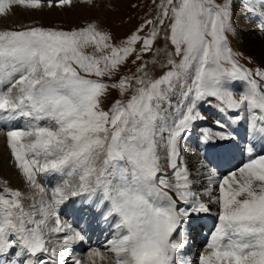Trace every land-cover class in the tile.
I'll return each instance as SVG.
<instances>
[{
    "label": "snow or ice",
    "instance_id": "1",
    "mask_svg": "<svg viewBox=\"0 0 264 264\" xmlns=\"http://www.w3.org/2000/svg\"><path fill=\"white\" fill-rule=\"evenodd\" d=\"M13 5L38 9L41 0H0V16ZM233 8L234 0H160L155 20L120 45L95 23L0 30V132L19 173L41 194L36 200L6 185L0 192V264H81L73 246L88 241L87 227L61 218L76 197L86 226L94 214L115 229L106 252L90 248L86 264H176L187 222L211 213L213 204L218 222L199 264H264V154L250 146L264 142V68L236 59L228 40L236 31ZM161 36L172 48L166 72L153 77L142 62L132 76L114 79ZM88 47L100 54H87ZM112 90L121 99L105 110ZM213 101L223 116L215 121L220 130L199 129L200 143L227 153L244 125L248 159L222 177L208 164L193 176L181 144L206 119L199 105ZM20 119L24 125L13 126ZM38 174L60 183L48 194ZM198 176L207 177L202 191L195 189ZM25 198L33 201L28 208ZM53 234L58 247H50Z\"/></svg>",
    "mask_w": 264,
    "mask_h": 264
},
{
    "label": "rangeland",
    "instance_id": "2",
    "mask_svg": "<svg viewBox=\"0 0 264 264\" xmlns=\"http://www.w3.org/2000/svg\"><path fill=\"white\" fill-rule=\"evenodd\" d=\"M245 1L234 0L233 11L234 26L236 31L235 34H228V40L233 52L239 54L236 56V59L238 60L240 65L248 69H255L257 67L264 68L263 64H261L260 62V59L256 57V54L252 51L251 47L245 43V39L240 37V32L245 27H248L249 29L256 28L257 30H264V4L261 3V0H251L255 4L251 7V10L248 4L245 3ZM217 2L220 3L222 2V0H217ZM159 3L160 0H92V3L89 4L84 2V0H71L70 4L61 5L59 3V0H56L52 1V6H50V0H41V7L38 9L26 8L23 5H13L10 10L13 11L14 16H12L11 19L7 17V21L12 22L9 23L5 21L6 18H3L4 22H0V30H23L24 28L30 27H44L68 31L86 27L89 23H95L99 30L111 34V36L113 37L111 42L113 44L120 45L121 41H123L126 37L132 34L146 20H155V17L158 13L157 5ZM259 7L261 8L260 11ZM253 10H257L258 12H254ZM251 12L254 13V16H252ZM255 16L258 17L256 18ZM258 19L260 20V22L263 23H260ZM151 27L152 25H147L141 35L147 36L151 30ZM141 44L142 41L136 45L137 49L140 48ZM158 48L161 50L159 62L155 65H152L150 62L153 60L154 53ZM171 51L172 48L170 44H166L163 40V37L161 36L154 43L153 50L151 52L142 54V61H137L136 64H133L132 60L135 58V54L129 57L128 61L121 67L120 73L117 74V77H115L114 79H118L120 75L132 76L136 72V69L139 64L142 62L148 63V71L151 76L159 77L163 72H166L168 70V68L164 67L163 65L166 63L167 54ZM85 52L87 54H100L97 53L93 47L86 48ZM175 59L179 61V57H176ZM104 79L105 81H108V77H104ZM237 87H239V85ZM117 99H121L119 93L116 90H112L104 101V109L108 110L111 107L112 103ZM123 99L127 100L128 95H125ZM177 99L178 97H173V101ZM212 103L214 105L207 104L208 106H205L206 103H202L203 105H199V111L206 119L198 121L196 127H194L191 133L187 136L188 138H185L186 141L181 144V156L183 158L184 163L187 165V167L190 166L196 169V171L191 172L193 176H196L197 169L202 171L201 167H203L204 165V162L202 164V160L200 158L203 157V154L206 153V151L205 146H202L200 143L199 129L205 128L203 127V123L205 120H207L208 111L217 109L216 107H214L215 101H213ZM217 112L218 113H211L210 118L218 117L222 119V114L218 110ZM208 127L214 129V124H210V126ZM243 127L244 125H242V127L239 129L237 144L232 142V144L235 145L230 149V151L232 152L228 153V155L231 157H234L236 152L239 151L238 148L244 147V143L241 141V139L244 137L240 133ZM3 139L4 148H0V151L2 153L4 152L2 155V159H0V192H3V188L6 185L11 189H18L23 194L25 193V197H34L36 200H38L40 198H38V196H40L41 194L39 193L38 189L30 187L27 182L23 179L22 175L19 173V170L15 166V162L11 156L10 149L7 147V144L5 142L6 136H3ZM242 156L244 157V154ZM242 156L240 157V159H244ZM235 165V167L232 168L231 171H234L237 167H240L242 163L239 162ZM225 170L226 167L224 166L223 171ZM168 171L170 172L171 170L169 169ZM223 174L227 175L228 170H226ZM42 175L43 174H38V183L45 189L46 193L50 194L51 188L60 183L61 178L58 177V180H55L58 181V183L54 184L51 187L49 186V184L46 185L43 183V181L41 180ZM201 177L204 178L205 176H198L197 179L200 180ZM195 189L197 191H202L203 187L201 183L196 184ZM217 192L218 188L216 190V193ZM75 199L78 200L75 201L73 204L76 208H78L79 199L81 198H72L70 201H73ZM206 199L207 197L205 196V200ZM32 202V199L29 198H25L23 200L25 208H28L29 205L32 204ZM215 206L216 205H213V207ZM62 207L63 211L61 213V217L70 220L71 213L74 212V210L76 209L71 206ZM78 213L82 214L79 211ZM92 215L94 214L89 215L90 221L92 220ZM195 217H197V222H200V224H198L197 226H192L191 229L190 225L188 224H186L185 227L187 230L189 229L191 231L190 233L191 235H193L194 242H197L195 245V250L188 252V255L197 258L198 260L193 259L192 262L199 264V256L204 252L205 246L210 238V234L214 230V227L216 226L218 221L215 213L213 223L211 224V226L206 227L204 221L202 222L200 218V214L196 215ZM76 226L79 227V223L76 224ZM111 235H113V233ZM202 236L203 240L201 239ZM53 237L57 238L55 234H53ZM176 238L179 239L178 236ZM199 240H201L202 243H198ZM50 247H57V244L53 241ZM87 252L84 257L81 258V264H86ZM69 264H71V262H69ZM96 264H108V261H101L98 259L96 261Z\"/></svg>",
    "mask_w": 264,
    "mask_h": 264
},
{
    "label": "bare ground",
    "instance_id": "3",
    "mask_svg": "<svg viewBox=\"0 0 264 264\" xmlns=\"http://www.w3.org/2000/svg\"><path fill=\"white\" fill-rule=\"evenodd\" d=\"M245 3L246 4H248V6L250 7V9H251V7L253 6V5H255L251 0H249V1H245ZM114 6V5H113ZM260 6V5H259ZM260 8V7H259ZM252 10V9H251ZM261 10V8L259 9V11ZM254 11V10H253ZM254 12H258L257 10H255ZM250 13V12H249ZM252 13V12H251ZM12 16H14V13H13V11L12 10H9V12L6 14V15H3V16H0V22L1 23H3L4 22V20H3V18H6L5 19V21H7V17L8 18H10L11 19V17ZM252 16H254V13H252ZM256 18L258 17V16H255ZM255 17H253V18H255ZM244 19V18H243ZM247 19H248V17H247ZM246 20V19H245ZM259 20V19H258ZM7 22H9V21H7ZM12 22V21H11ZM11 22H9V23H11ZM259 22H260V20H259ZM260 23H263V22H260ZM253 25V24H252ZM262 28V27H261ZM240 37H242V38H244L245 39V43L246 44H248L250 47H251V49H252V51L256 54V57H258V59H260V62H261V64H263V66H264V30H257L256 28H253V29H249L248 27H245V28H243L242 30H241V32H240ZM241 38V39H242ZM243 41V40H242ZM247 45V46H248ZM12 124H13V126H15V127H22L23 125H24V121L22 120V119H20V120H17V121H14V122H12ZM242 127V125L237 129V131L239 132V129ZM4 130H6V129H4ZM3 134H2V132H0V148H4L3 147ZM245 136V134H243V137ZM188 138V137H187ZM195 139H198V138H195ZM241 141L244 143L243 145H244V147H245V141H244V138H242L241 139ZM5 142H6V139H5ZM4 142V143H5ZM221 143H224V142H221ZM233 143H236L237 144V140H235V141H233ZM202 146H203V144H201ZM235 145V144H234ZM250 146H253V151L255 152V153H257V154H264V142H260L259 140H254V141H251L250 142ZM244 147H242V148H238L239 149V151H237L236 152V154H235V156L234 157H231V156H229L228 155V153H230V152H232V151H228L227 153H225V152H223L221 149H219L218 147L217 148H206L205 147V151H206V153L203 155V158H201V160H202V164H203V162H204V165L205 164H208V165H210V159L211 158H216L217 160H219V162H223L225 159H227V158H231L232 160H233V164L232 165H230V168L229 169H232V168H234L236 165V163L238 164L239 162H241V163H243V162H246V160L248 159V157H247V154L245 153V152H243V148ZM4 151V150H3ZM4 153V152H3ZM3 153L0 151V159H2V155H3ZM5 153H6V150H5ZM208 153V154H207ZM207 154V155H206ZM244 154V157L242 156ZM243 157L244 159H240V157ZM246 158V159H245ZM3 162V161H2ZM7 162V161H6ZM4 163V162H3ZM192 165V164H191ZM235 165V166H234ZM189 166V165H188ZM194 166V165H193ZM202 168V170H203V172H206L207 171V169L206 168H204V167H201ZM188 169H189V171L190 172H194V171H196V169H194V168H192V167H188ZM53 176H44V175H42V177H41V180L43 181V183L44 184H49V186H53L54 184H56V183H58V181H55V180H58V177H55V178H52ZM203 180H204V182H203ZM206 180H207V177L205 176L204 178H200V180L199 181H201L200 183H201V185H202V187L204 188V187H206L207 186V183H206ZM19 183V182H18ZM36 191V190H35ZM47 191V190H46ZM218 193V192H217ZM216 193V194H217ZM32 194V193H31ZM24 195H25V193H24ZM218 195V194H217ZM41 196V195H40ZM40 196H38V198L40 197ZM39 200V199H38ZM78 199H75V200H73V201H69L68 202V205L67 206H71V207H73V208H75V209H78V208H76L75 206H74V202L75 201H77ZM80 201H81V199H79V205H80ZM214 205V204H213ZM213 205H211V208L213 207ZM74 212H75V216H74V219L73 220H75V219H78V220H81L80 219V216H81V214L80 213H78V211L77 210H74ZM96 217V216H95ZM101 220V219H100ZM82 221V220H81ZM100 223V221H95V224H99ZM78 224V223H77ZM106 231V229L105 230H103L102 232L100 231V229L98 230V232L96 233V235H97V240H101L102 239V237H105V235H103V233ZM52 238H54V237H52ZM185 239H186V241H187V244L189 243V241H188V238L187 237H185ZM106 241H107V238L105 239ZM105 240H103V241H101V243L102 242H104ZM53 241L55 242L56 241V238H54L53 239ZM186 244V245H187ZM86 245V242L85 243H82V244H78L77 246L79 247V248H81V247H83V246H85ZM57 247H58V244H57ZM186 247V246H185ZM178 258L179 259H187L188 257L186 256V255H183L181 252L179 253V256H178ZM99 258H97V260H98ZM181 261V260H180Z\"/></svg>",
    "mask_w": 264,
    "mask_h": 264
}]
</instances>
